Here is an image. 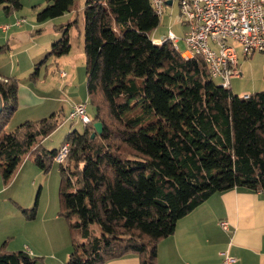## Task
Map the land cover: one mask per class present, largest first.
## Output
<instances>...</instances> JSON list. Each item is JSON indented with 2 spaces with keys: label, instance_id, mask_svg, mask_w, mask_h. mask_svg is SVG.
Listing matches in <instances>:
<instances>
[{
  "label": "trees",
  "instance_id": "trees-1",
  "mask_svg": "<svg viewBox=\"0 0 264 264\" xmlns=\"http://www.w3.org/2000/svg\"><path fill=\"white\" fill-rule=\"evenodd\" d=\"M46 1L39 22L74 12L77 0ZM0 7L13 14L22 5L0 0ZM75 14L60 27L61 39L50 53L61 58L71 52V31L83 19L94 116L61 145H69V154L59 163L60 215L76 219L66 264H106L128 256L157 264L160 241L212 195L264 190V91L249 99L236 96L215 83L201 57L184 58L170 40L155 43L160 17L150 0H86ZM8 52V45L0 47V55ZM18 94L15 77L0 74L5 186L26 159L50 171L60 149L48 150L42 141L66 121L60 110L7 132ZM98 122L103 132L92 139ZM17 207L27 219L36 217L37 204ZM40 261L26 251H10L6 243L0 246V264Z\"/></svg>",
  "mask_w": 264,
  "mask_h": 264
},
{
  "label": "rangeland",
  "instance_id": "rangeland-1",
  "mask_svg": "<svg viewBox=\"0 0 264 264\" xmlns=\"http://www.w3.org/2000/svg\"><path fill=\"white\" fill-rule=\"evenodd\" d=\"M20 1L21 9L11 16L5 14L3 7L0 8L3 14L0 24L10 25V19L16 16L19 19H26L22 28L18 29L24 32L23 37L17 38L15 34V37H11L9 43L16 50L17 58L12 53V56L1 54L0 59L4 64V68L7 69L5 76L15 77L19 87H31L40 97L61 101L57 102L58 108L53 113L63 110L65 116L67 115L65 117L66 121L51 136L42 141V146L52 151L60 149L66 136L71 131L83 132L84 130L82 123L71 121L68 118L73 104L76 105V103L79 104V102L83 103L88 100L84 54V21L81 19L80 26L73 28L71 31V52L66 56L57 58L50 55L52 44L61 39L60 27L74 20L76 14L72 16L66 14L45 22H39L37 15L46 7L47 1ZM85 1L77 0L73 10L75 12L79 11L84 6ZM12 29L17 31V28ZM157 30H159L158 36L162 35V37L163 35L167 36L169 31H172L179 39L177 46L180 51L184 52L186 50V45L182 40L186 26L183 24L178 0L165 9ZM229 44L236 47L241 72L240 76L233 78L231 81L230 89L233 94L242 97L248 93L254 94L264 91V54L256 53L252 57L246 58L239 43L230 41ZM46 46L47 48L43 51ZM37 47L42 48V50L35 52L38 49ZM44 60L46 62L40 65ZM37 68L39 69L37 70ZM62 70L66 71V75L68 73V77L65 79L60 77ZM214 81L217 85H220L221 81L219 79ZM53 113H50V115ZM87 113L90 117L94 116V109L90 102H88ZM18 126L15 125V122L12 123V126L8 125L7 132L14 131ZM22 170L23 173L16 184L15 190L24 204L32 202L31 206L24 207L25 209H31L37 204L36 217L29 220L20 211L21 219H12L10 224L5 221L3 223L10 225L11 229H21L16 235L18 240L27 242V246L32 245L35 255L41 258L40 264H44L47 260L52 262L49 258L52 255L56 258L68 259L72 251L71 224L76 219L68 221L60 215V164L55 160L50 171L45 173L33 160L26 159L17 174L19 175ZM12 204L18 209L15 203ZM20 207L23 208L22 205ZM0 217H3L2 213H0ZM92 228H96L93 230L99 232L97 225H93ZM29 229H32L34 237L29 234ZM26 248L28 249V247Z\"/></svg>",
  "mask_w": 264,
  "mask_h": 264
},
{
  "label": "crops",
  "instance_id": "crops-1",
  "mask_svg": "<svg viewBox=\"0 0 264 264\" xmlns=\"http://www.w3.org/2000/svg\"><path fill=\"white\" fill-rule=\"evenodd\" d=\"M5 14L12 15L6 12ZM74 14L75 11L69 13L70 16ZM2 18L0 9V19ZM17 19H19L18 16L10 19V25L0 24V47L8 45L9 52L6 54L12 56L13 53L16 58L18 56L15 53L16 50L9 43L15 34L17 38L23 37L24 32L18 30L22 27L15 26ZM7 26L9 28L5 29ZM12 28H17V31H13ZM187 30L186 27L183 38ZM158 34L159 30L153 33V40L156 41L162 37ZM47 46L43 48V51ZM37 48L35 52L42 50ZM6 70L0 59V74L5 76ZM63 72L66 73L62 70L60 77ZM67 77L68 73L65 78ZM18 96L19 107L9 126H12L14 122L15 125H20L29 120L47 118L58 108L57 102H61L59 99L40 97L31 87L20 86ZM74 105L71 106L69 114ZM22 173L23 170L8 186L3 184L0 174V213L3 214V217H0V246L6 243L10 251H26L36 256L31 244L27 246V242L18 240L16 235L21 229H11L10 225L3 223L5 221L10 224L12 219H21L20 210L12 203L22 205L23 208L31 206L32 202L24 204L15 190ZM223 221L228 223V231L222 229ZM29 234L34 237L32 229H29ZM229 247L231 255L236 260L235 264H264V190L254 192L234 189L212 195L205 203L178 221L173 235L160 241L157 264H221L222 253ZM49 258L52 262L45 260L44 264H66L67 262V258H56L53 255ZM106 264H141V262L137 256H128Z\"/></svg>",
  "mask_w": 264,
  "mask_h": 264
},
{
  "label": "built area",
  "instance_id": "built-area-1",
  "mask_svg": "<svg viewBox=\"0 0 264 264\" xmlns=\"http://www.w3.org/2000/svg\"><path fill=\"white\" fill-rule=\"evenodd\" d=\"M177 0H150L156 14L161 18L168 7ZM183 24L188 28L182 39L186 59L201 57L209 68L213 80L219 79L220 86L230 89L233 78L241 75L237 50L230 41L239 43L246 58L256 53L264 54V0H178ZM26 19H17L15 26L22 27ZM7 26L5 29H8ZM170 40L178 48L179 39L172 31L167 36L154 40L162 44ZM66 73H61L65 78ZM250 95L242 98L249 99ZM88 100L76 104L69 114V120L78 121L84 126L91 123L87 113ZM69 154V145L59 150L55 160L63 163ZM224 231L229 230L227 222H221ZM221 264H235L230 247L222 253Z\"/></svg>",
  "mask_w": 264,
  "mask_h": 264
},
{
  "label": "water",
  "instance_id": "water-1",
  "mask_svg": "<svg viewBox=\"0 0 264 264\" xmlns=\"http://www.w3.org/2000/svg\"><path fill=\"white\" fill-rule=\"evenodd\" d=\"M172 2H169L168 5H171ZM2 110H3V101H2V98H1V95H0V114L2 113ZM95 133L92 134V139H95L96 138V135L97 134H101L103 132V125L102 123L98 122L95 124Z\"/></svg>",
  "mask_w": 264,
  "mask_h": 264
}]
</instances>
